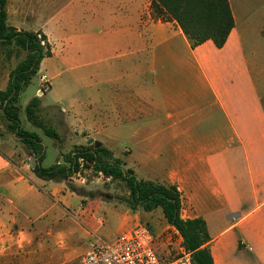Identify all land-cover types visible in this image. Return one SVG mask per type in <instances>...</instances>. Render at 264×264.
I'll use <instances>...</instances> for the list:
<instances>
[{"label": "crops", "instance_id": "0c3cea01", "mask_svg": "<svg viewBox=\"0 0 264 264\" xmlns=\"http://www.w3.org/2000/svg\"><path fill=\"white\" fill-rule=\"evenodd\" d=\"M19 1L15 23L25 14ZM151 1L27 0V17L41 24L11 26L46 37L51 55L40 67L96 71V136L108 133V146L126 136L125 169L176 188L181 218L206 225L213 264H264V23L246 2L228 0L234 27L223 47L206 41L191 48L174 21L153 17ZM6 13L9 20L7 4ZM63 120L67 128L80 124ZM13 151L5 148L2 157L10 160ZM2 157L0 264L47 257L51 264L54 239L70 246L77 233H98L104 221L97 214L124 204L89 201L77 187L83 200L75 229L53 203L65 205L74 194L65 182L40 180ZM70 181L83 184L82 173ZM126 208L121 234L139 213Z\"/></svg>", "mask_w": 264, "mask_h": 264}, {"label": "rangeland", "instance_id": "374dc122", "mask_svg": "<svg viewBox=\"0 0 264 264\" xmlns=\"http://www.w3.org/2000/svg\"><path fill=\"white\" fill-rule=\"evenodd\" d=\"M237 1L239 3L246 2L247 8L252 9L255 15L257 14L256 16L254 15L255 19L263 25L264 0ZM18 2L20 1L7 0V11L9 14L7 24L9 26H11V24H17L18 28L33 30V27L41 24L39 22L35 23L34 20L27 17V0H25V6L22 8L25 14L22 15L19 23H15V18L20 14ZM51 10L52 8H47L46 15H48ZM78 16L79 14H76L75 18L77 19ZM24 57L25 55L23 52L15 50L14 48L0 47V91H4L11 71L24 59ZM54 73L59 74L57 78L52 77ZM38 91H40V93ZM33 98L39 100V107L36 114L37 121L45 128L53 129L59 135V140L46 137L42 129L36 128L27 120L25 107ZM16 107L18 108V118L21 128L25 131L36 133L41 139L44 149V158L41 162V167L43 169L50 168L56 165L57 162L62 164L64 155L69 153L74 147H77V144H83L87 135H89L90 138H88L86 142L88 140H93L94 142L101 141L104 148H110L115 158L121 160L123 168L125 169L124 150L126 148L130 149L131 147L129 145L125 146L126 136L121 135L119 141L114 142L113 146H108V133L102 137L96 136V71L88 69L82 71L59 70L57 72H51L43 63L38 74L32 78L29 85L20 93ZM75 117L77 119L73 120ZM68 118L69 120H73L72 122L77 121L80 124H74L72 126L68 124L67 128L63 119ZM74 128H77L76 130H78L79 133H76V131L74 132ZM5 148L15 151H13L10 160L9 158L2 157V151H4ZM0 156L15 167H22L27 173L33 174L32 168L35 164L34 158L28 156L23 145L16 137L6 130L5 124L3 123H0ZM82 177L84 178L83 184L79 181H70V184L81 188L85 197H88L90 193L95 194L93 197H88L89 201L95 202L96 199H98L114 200L122 203L121 199L127 195L125 186L122 183L105 179L102 175H95L91 169L84 171ZM35 182L39 186L42 185L39 181ZM64 198L67 202L65 205L60 204L61 202H58L57 198H55L53 203L62 210L68 220L70 219L74 222L73 224L76 225L75 229L79 228L80 222L76 215L79 212V207L82 204L83 198L75 193L72 195L68 194ZM93 205L96 207L95 203ZM123 205H116L114 203L115 209L112 210V212L103 210L97 214V217L104 221V227H102L98 233L90 236L78 235L79 233H77V235H75V237H78L76 238L77 242L70 244V246L66 244L62 245L60 239H54V252L51 264H81L83 253L89 248L91 243L96 242V240L106 243L115 240L121 234L120 228L122 221L120 220L126 215L127 205L125 203ZM133 212H139L136 216L135 223L144 225L151 230L156 239L153 244L158 252L172 257L174 255L173 249L176 244V242H174L176 237L166 229L167 225L163 220L161 211L157 209L151 213H144L140 209H137L136 211H131V214ZM68 226L71 227V224L68 223ZM57 228V223L54 222L53 231H56ZM166 239H169L171 244L167 243ZM46 249L48 254L49 246H47ZM46 262L50 264L48 257L46 260L43 258L40 264H45Z\"/></svg>", "mask_w": 264, "mask_h": 264}, {"label": "trees", "instance_id": "16d2710c", "mask_svg": "<svg viewBox=\"0 0 264 264\" xmlns=\"http://www.w3.org/2000/svg\"><path fill=\"white\" fill-rule=\"evenodd\" d=\"M7 0H0V47H10L24 53V59L11 71L4 91H0V123L16 137L27 154L34 158L32 173L44 181L65 182L71 193L82 191L70 184V178L91 169L95 175L120 182L127 191L121 199L129 210L140 209L151 213L159 209L167 226L177 231L184 249L190 253L193 264H213L207 249L210 241L206 225L200 218H181V201L173 186H164L137 180L130 169H124L120 159L100 146H77L64 155L63 163L43 169L44 149L40 137L21 128L16 103L20 93L29 85L40 69L41 62L50 57V48L41 32L18 31L7 24ZM155 19L174 21L188 40L191 48L211 41L222 48L234 27L228 0H152L150 5ZM39 100L33 98L25 107L27 120L42 129L46 137L59 140V135L37 121ZM93 197V194H89ZM151 232V230H150ZM152 233V232H151ZM153 235V234H152Z\"/></svg>", "mask_w": 264, "mask_h": 264}, {"label": "built area", "instance_id": "2783aa9c", "mask_svg": "<svg viewBox=\"0 0 264 264\" xmlns=\"http://www.w3.org/2000/svg\"><path fill=\"white\" fill-rule=\"evenodd\" d=\"M166 229L176 237L172 257L158 252L153 244L154 235L147 227L136 223L110 243L100 240L91 243L81 264H193L177 231L169 226ZM166 241L171 244L169 239Z\"/></svg>", "mask_w": 264, "mask_h": 264}, {"label": "water", "instance_id": "95a60500", "mask_svg": "<svg viewBox=\"0 0 264 264\" xmlns=\"http://www.w3.org/2000/svg\"><path fill=\"white\" fill-rule=\"evenodd\" d=\"M86 146H93L94 149H98V148H100L101 144L98 142H94L93 140H88L86 142Z\"/></svg>", "mask_w": 264, "mask_h": 264}]
</instances>
